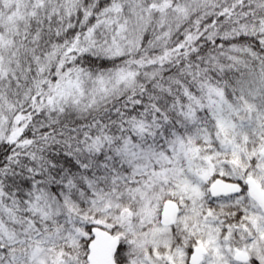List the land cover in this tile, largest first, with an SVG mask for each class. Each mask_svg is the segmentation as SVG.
<instances>
[{
  "label": "snow or ice",
  "instance_id": "snow-or-ice-1",
  "mask_svg": "<svg viewBox=\"0 0 264 264\" xmlns=\"http://www.w3.org/2000/svg\"><path fill=\"white\" fill-rule=\"evenodd\" d=\"M0 264H264V0H0Z\"/></svg>",
  "mask_w": 264,
  "mask_h": 264
}]
</instances>
